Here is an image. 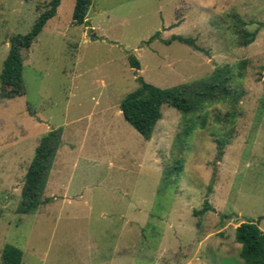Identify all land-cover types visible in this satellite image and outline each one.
Here are the masks:
<instances>
[{"label": "rangeland", "instance_id": "obj_1", "mask_svg": "<svg viewBox=\"0 0 264 264\" xmlns=\"http://www.w3.org/2000/svg\"><path fill=\"white\" fill-rule=\"evenodd\" d=\"M49 1L0 0V73L11 37L27 34ZM74 8L61 0L21 51L24 95L5 98L0 85V263L13 245L22 264H244L237 227L264 231V0H92L81 26ZM237 31L256 32L254 42L240 45ZM173 36L200 50L161 42ZM243 61L238 103L208 106L205 126L187 137L167 105L150 142L119 115L139 77L170 89L219 66L239 72ZM57 128L52 201L19 214L35 149ZM206 200L212 210L195 216Z\"/></svg>", "mask_w": 264, "mask_h": 264}, {"label": "trees", "instance_id": "obj_2", "mask_svg": "<svg viewBox=\"0 0 264 264\" xmlns=\"http://www.w3.org/2000/svg\"><path fill=\"white\" fill-rule=\"evenodd\" d=\"M61 0H50L44 10L40 13L33 27L27 34H17L10 39V49L3 62L0 73L1 94L5 98H14L24 95L23 85V60L21 51L29 49L36 41L49 20L57 14ZM92 0H75L73 23L77 26L87 23L88 11ZM242 24V23H240ZM240 36V45L248 46L254 42L256 32L237 31ZM159 40V32L155 33L146 44ZM179 42L197 50H200L193 39L182 36H173L168 41L161 42L170 45ZM129 65L132 69L140 70L139 60L128 56ZM246 62L243 61L236 69L229 66H219L206 79L189 84H182L170 89H162L147 83L141 77L137 78L139 87L129 93L121 103V112L126 120L146 141L151 140L158 122L162 119V107L167 105L184 118L183 137L190 135L198 126L201 128L206 124L204 110L219 103H238V94L235 90V81L242 76ZM199 117L195 118V115ZM62 129H52L45 133L34 152V156L27 168L23 188L21 191V202L18 213L29 215L36 213L42 205L47 204L50 199L44 198L49 173L61 145ZM182 165L177 162L168 175L181 172ZM167 175V176H168ZM212 210L206 200L203 209L195 211V216H200ZM235 241L241 245L240 258L244 264H264V231L256 223H241L235 231ZM23 251L13 245H6L1 251L0 264H22Z\"/></svg>", "mask_w": 264, "mask_h": 264}, {"label": "crops", "instance_id": "obj_3", "mask_svg": "<svg viewBox=\"0 0 264 264\" xmlns=\"http://www.w3.org/2000/svg\"><path fill=\"white\" fill-rule=\"evenodd\" d=\"M120 114H122L121 110H120V112H119V115H120ZM93 121H95V117L92 118L91 122H93ZM88 125L90 126L91 124L88 123ZM89 126H87V127H89ZM61 129H62V128H61ZM85 129H86V128H85ZM82 132H83V134L86 133L85 130H83ZM62 135H63V129H62ZM61 142H62V140H61ZM149 142H150V140H149ZM73 145H74V144H73ZM60 146H61V145H60ZM58 150H59V149H58ZM62 150H64V149H61L60 151H57L56 156H55V159H54L55 161L53 162V165L58 164L57 162L60 161V156H61V154H62ZM53 165H52V167H53ZM61 166H62V164H61ZM61 173H62V168H61ZM47 184H48V181H47ZM67 184H69V183H67ZM61 185H62V183L60 182V184H59V188H58L57 192L62 188V187H60ZM66 187H68V185H66ZM46 188H47V185H46ZM46 188H45V191H46ZM45 191H44V193H45ZM51 197H53V196H51ZM48 199H50V198H48ZM53 200H54L53 202H56V201H57L56 198H54ZM50 201H52V199H50Z\"/></svg>", "mask_w": 264, "mask_h": 264}, {"label": "water", "instance_id": "obj_4", "mask_svg": "<svg viewBox=\"0 0 264 264\" xmlns=\"http://www.w3.org/2000/svg\"><path fill=\"white\" fill-rule=\"evenodd\" d=\"M88 33H89V35H90L91 39H92V40H94V39H95V37H94V36H92V35L90 34V30L88 31Z\"/></svg>", "mask_w": 264, "mask_h": 264}]
</instances>
